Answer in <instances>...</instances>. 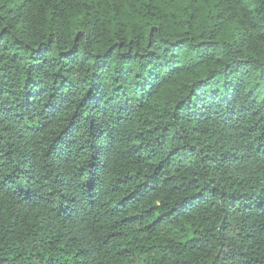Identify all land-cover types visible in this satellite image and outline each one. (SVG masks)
Here are the masks:
<instances>
[{
  "label": "trees",
  "instance_id": "16d2710c",
  "mask_svg": "<svg viewBox=\"0 0 264 264\" xmlns=\"http://www.w3.org/2000/svg\"><path fill=\"white\" fill-rule=\"evenodd\" d=\"M0 264H264V0H0Z\"/></svg>",
  "mask_w": 264,
  "mask_h": 264
}]
</instances>
